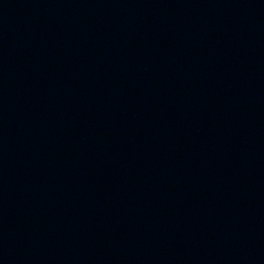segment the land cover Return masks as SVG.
Wrapping results in <instances>:
<instances>
[{"label":"water","instance_id":"1","mask_svg":"<svg viewBox=\"0 0 264 264\" xmlns=\"http://www.w3.org/2000/svg\"><path fill=\"white\" fill-rule=\"evenodd\" d=\"M0 264H264V0H0Z\"/></svg>","mask_w":264,"mask_h":264}]
</instances>
